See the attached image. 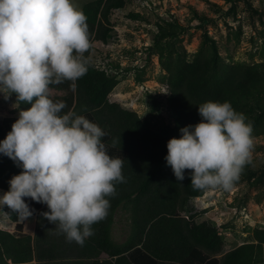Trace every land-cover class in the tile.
<instances>
[{
  "label": "clouds",
  "instance_id": "1",
  "mask_svg": "<svg viewBox=\"0 0 264 264\" xmlns=\"http://www.w3.org/2000/svg\"><path fill=\"white\" fill-rule=\"evenodd\" d=\"M86 20L73 0H0V95L30 105L0 140V154L21 169L0 195V213L9 214L6 206L22 222L34 212L25 198L45 204L43 217L81 246L124 182L123 160L107 153L102 128L50 98L51 84L87 72ZM198 114L199 123L167 141L166 165L177 181L191 170L194 189L228 190L250 162L252 124L228 101L203 102Z\"/></svg>",
  "mask_w": 264,
  "mask_h": 264
},
{
  "label": "trees",
  "instance_id": "2",
  "mask_svg": "<svg viewBox=\"0 0 264 264\" xmlns=\"http://www.w3.org/2000/svg\"><path fill=\"white\" fill-rule=\"evenodd\" d=\"M127 0H91L80 8L85 14L90 39L105 44L112 34L108 20L112 11L123 9ZM201 27L208 19L195 16ZM181 30L180 28H178ZM178 33L175 26L159 28L151 47L145 49L160 58L165 71L168 96L165 112L169 122L158 126L144 120L136 113L109 103L107 96L118 83L116 75H107L88 63L87 72L76 81H63L49 87L62 90L66 104L62 110L83 115L96 123L106 133L102 137L107 153L123 160L124 182L115 183V195L108 197L110 208L105 219L92 225L91 242L98 251L111 260L91 264H206L223 248V238L217 229L208 224H197L192 216H183L191 200L200 198L205 189H194L188 173L177 181L170 166L166 165L167 141L180 138V129L201 121L198 105L206 101H228L243 113L252 124L256 135L264 136V66L218 63L215 45L206 35L201 46L209 43L207 52H197L193 58L174 45ZM163 41L171 52L163 53ZM166 44V43H165ZM90 48L84 53L87 58ZM14 102L15 94L12 95ZM56 102V100H53ZM17 108L30 105L16 102ZM17 118H5L0 122V140L11 131ZM21 169L8 157L0 154V190L7 192L8 181ZM34 209L37 220L48 211L45 204L25 198ZM127 215L129 235L117 244L110 239L113 217L117 210ZM8 219L18 222L17 214L6 206ZM37 222V225H38ZM54 225V224H53ZM252 239L257 246L264 245V231L254 230ZM261 256L260 248L252 244L236 247L220 257L219 264H253ZM35 258L34 239L22 234L17 225L12 234L0 230V264H25Z\"/></svg>",
  "mask_w": 264,
  "mask_h": 264
},
{
  "label": "rangeland",
  "instance_id": "3",
  "mask_svg": "<svg viewBox=\"0 0 264 264\" xmlns=\"http://www.w3.org/2000/svg\"><path fill=\"white\" fill-rule=\"evenodd\" d=\"M89 1L73 3L80 10ZM194 15L207 18V24L201 27ZM108 25L111 38L105 44L93 41L87 61L95 69L117 76L118 83L107 96L109 103L136 113L154 127L170 120L164 109L169 94L167 74L159 56L145 50L152 46L159 28L175 26L174 45L188 59L199 50L207 52L209 43L201 46L206 35L215 45L218 63L264 66V0H127L123 9L110 13ZM163 42L166 56L172 41ZM49 88L52 100L66 97L64 91ZM19 111L12 95L7 100L0 95V122L18 118ZM260 124H264V116ZM255 132L250 162L232 187L205 189L182 213L197 224L214 226L223 238L221 252L206 264H219L222 255L244 244L260 248L261 256L253 264H264V245L257 246L252 239L254 230L264 231V136ZM125 215L117 213L116 218L121 219L117 230Z\"/></svg>",
  "mask_w": 264,
  "mask_h": 264
},
{
  "label": "crops",
  "instance_id": "4",
  "mask_svg": "<svg viewBox=\"0 0 264 264\" xmlns=\"http://www.w3.org/2000/svg\"><path fill=\"white\" fill-rule=\"evenodd\" d=\"M5 191L0 190V195ZM118 212H122L120 209ZM113 217V223L110 230V239L112 242L121 244L129 235V222L127 215L123 216V225L116 229V223L121 219ZM125 214L124 212H122ZM37 215H32L24 221L12 222L3 213H0V230L12 234L16 226H21V232L34 239L35 258L25 264H91L92 261L99 262L111 260V258L97 250L91 242L90 237L85 239L83 246L66 240L55 225L49 223L46 218L41 216L37 225ZM116 229V230H115ZM8 264H11L8 262Z\"/></svg>",
  "mask_w": 264,
  "mask_h": 264
}]
</instances>
